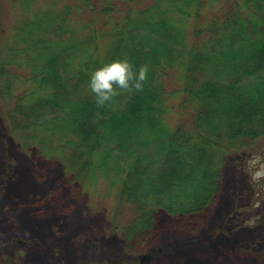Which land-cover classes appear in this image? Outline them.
Masks as SVG:
<instances>
[{"label":"trees","instance_id":"1","mask_svg":"<svg viewBox=\"0 0 264 264\" xmlns=\"http://www.w3.org/2000/svg\"><path fill=\"white\" fill-rule=\"evenodd\" d=\"M11 1L0 120L21 151L111 200L108 231L124 241L155 249L167 232L196 246L179 264H264V241H242L255 227L225 224L238 189L229 168L264 144V0ZM118 56L148 66L144 87L99 105L90 73Z\"/></svg>","mask_w":264,"mask_h":264},{"label":"rangeland","instance_id":"2","mask_svg":"<svg viewBox=\"0 0 264 264\" xmlns=\"http://www.w3.org/2000/svg\"><path fill=\"white\" fill-rule=\"evenodd\" d=\"M16 9L11 0H0V28L6 27L5 22L17 19L19 12ZM258 148L245 159H236L233 167L229 168V172L236 173H230L232 176L229 175L225 185H238V193L230 201L227 200L232 206L228 214L227 209H219L220 215L227 214L225 224L230 228L245 225L255 227L248 243L247 238L242 240L245 244L264 241V144ZM236 164L243 166L244 170ZM234 165L237 167L234 168ZM226 176L223 175L222 180ZM222 187L220 193H223ZM110 201H104L98 193L88 192L85 195L78 183L64 176L59 162L43 159L34 149L31 153L22 152L0 120V237H5L6 232L11 237L27 240L28 244L25 253L16 249L15 254H4L6 264H36V260H43V264L45 260L50 261L49 264H120L118 258L114 262L117 257L114 254L120 253L125 259L134 261L128 255L130 250L139 255V261L136 259L138 264H179V255L184 254L183 259L186 255L191 257L192 253H188L187 249L196 247L194 242L182 243L177 239L173 243V235L167 232L159 234L161 242L168 244L160 246L157 243L155 249L149 250L146 239L138 243L124 241L118 233L108 231L114 227L112 224L115 221ZM207 208L199 217L202 224L212 220L207 218L211 206ZM159 215L163 217L165 214ZM209 224H213V221ZM172 231L174 235L179 232L176 226L172 227ZM200 235L205 237L206 233ZM37 237L39 241H36ZM44 237L48 239L45 242ZM222 245L225 246V243ZM91 247L93 254L98 253L97 259L93 254H89L91 260L85 257V250ZM213 248L205 246L204 251L200 252L205 253V257ZM232 248L234 245L230 246ZM166 252H171V255ZM233 259L237 260L235 257ZM100 261L103 262L98 263ZM237 264L250 262L241 260Z\"/></svg>","mask_w":264,"mask_h":264},{"label":"clouds","instance_id":"3","mask_svg":"<svg viewBox=\"0 0 264 264\" xmlns=\"http://www.w3.org/2000/svg\"><path fill=\"white\" fill-rule=\"evenodd\" d=\"M147 75V65H141L137 70L130 58L118 56L95 67L90 73L88 86L95 94L97 104L105 105L120 89H142Z\"/></svg>","mask_w":264,"mask_h":264},{"label":"flooded vegetation","instance_id":"4","mask_svg":"<svg viewBox=\"0 0 264 264\" xmlns=\"http://www.w3.org/2000/svg\"><path fill=\"white\" fill-rule=\"evenodd\" d=\"M10 219V218H9ZM44 236H46L45 234H43ZM9 238V239H8ZM39 239V237H37L36 238V241H39L38 240ZM43 239V238H42ZM48 239H47V237H46V239H45V237H44V240H43V242H45V241H47ZM94 243L93 242H91V245L92 246H94L93 245ZM28 244H27V240L25 241L24 239H22V238H19V237H14V236H12L11 237V235L9 234V235H7V233L5 232V237H0V264H6V262H5V260H4V254H6V253H11V254H15V253H13L16 249L19 251V252H22V253H25V251L27 250V248H25L26 246H27ZM39 245H40V243H39ZM18 246V247H17ZM20 247V248H19ZM38 248V247H37ZM41 248V247H40ZM92 248L93 247H91V248H89V250L87 249V250H85V257L87 258V259H90L91 260V258H90V256H89V254L91 255V254H93V251H92ZM52 253H53V251H52ZM98 254V253H97ZM97 254L95 253V254H93L94 255V258L95 259H97ZM84 256V255H83ZM46 258H48V257H46ZM93 259V258H92ZM137 259V258H136ZM136 259L134 260V261H129L127 258L126 259H124V262H123V264H138V261H139V256H138V261H136ZM39 261V262H38ZM36 260L35 261V263L36 264H43V260ZM45 262V264L47 263V264H49V263H51L50 261L49 262H46V260L44 261ZM103 262V261H102ZM101 261L100 262H98V263H102ZM103 264V263H102ZM140 264H144V263H140Z\"/></svg>","mask_w":264,"mask_h":264}]
</instances>
